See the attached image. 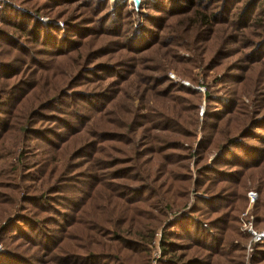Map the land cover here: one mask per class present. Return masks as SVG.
Returning a JSON list of instances; mask_svg holds the SVG:
<instances>
[{"label": "rangeland", "instance_id": "obj_1", "mask_svg": "<svg viewBox=\"0 0 264 264\" xmlns=\"http://www.w3.org/2000/svg\"><path fill=\"white\" fill-rule=\"evenodd\" d=\"M199 2L141 0L134 10L131 0H0L39 22L34 41L15 26L31 28L32 19L16 10L0 17L12 38L0 37V63L13 69L0 78V231L33 212L60 224L119 221L106 201L120 194L126 214L154 231L143 242L149 264L163 246L177 248L175 260L264 264V239L251 243L248 231H264V0ZM118 167L126 177H113ZM231 171L239 181L225 180ZM48 186L49 212L24 203ZM187 217L214 219L223 241L215 254L192 240L201 233L191 221L189 233L176 224ZM19 224L0 234V253L24 237L42 239ZM81 236L63 241L67 253H86Z\"/></svg>", "mask_w": 264, "mask_h": 264}, {"label": "trees", "instance_id": "obj_2", "mask_svg": "<svg viewBox=\"0 0 264 264\" xmlns=\"http://www.w3.org/2000/svg\"><path fill=\"white\" fill-rule=\"evenodd\" d=\"M187 1L191 3L190 8H192L193 6H198L200 3V0ZM5 10H7L6 16L11 15L14 17L12 11L14 12L16 10L19 13V15H17L18 18L21 17L24 19L27 17L32 19L34 21V25L31 28H28L27 25L21 26L20 23L19 25L15 24V26L21 27V30L23 32H28V34L30 33L32 40L35 41V38L37 39L36 29L34 28V26H36V23L38 22L35 21L37 19L32 18L25 10L18 11V9H15L11 4L0 5V17L8 19L4 14ZM3 35L8 36L9 41H12V38L8 35V33L0 30V37L6 38L3 37ZM12 70L13 69L9 66L8 63H0V78L6 77V75L10 74ZM35 86L36 83L32 85V88H34ZM44 105L46 106L44 108H49L50 99L45 102ZM8 114H10V112H8ZM4 125H6V123ZM5 128L6 126L4 127V129ZM227 142L229 143L227 144L225 142L226 145L234 146L233 139H230ZM103 168H107V166ZM123 171L124 167H118L112 171V175L113 177H126V174ZM241 174L242 173H239V171L228 172L225 180L237 182L240 180L242 176ZM49 178L50 175L48 174L43 183H47L50 180ZM48 188L49 186L45 188V191L43 193L36 196L27 195L24 199V203L26 202L27 204L40 209L41 213L49 212V210H51V207H49V205H42L43 201L46 203L49 202V198H47ZM166 190H169V188H167ZM59 191H61V189H59L58 192ZM123 198L124 197L119 194L114 197V200L109 201L110 203L106 201L108 204H111L113 209L116 210V215L120 216L119 221L116 220V218L114 219V217H109V215H107L105 219L102 217L95 218L92 216L93 218L88 219L87 221H82L80 219L77 220L76 217L73 216L70 220H64V222L60 224L58 223V221H56V219H52L51 216L44 215L42 217H39L36 212H33V215L30 216L25 214L17 215L18 217L16 216V218L10 221L7 226L3 228L1 227L0 234L8 233V231L5 229H7V227L9 226L15 227V230L11 233L12 235H14V233L17 231L16 229H19L18 226L21 225H17V222H22V224L26 225L28 228H33L37 235L42 236V239L38 240L37 237H24L23 244L15 243L12 246L9 245L10 249L6 248L4 252L0 253V264H52L53 262L57 261L56 254L62 253H64L63 255H60L62 256V260L57 261L60 264H149L150 258H147V248L145 247V244L143 242L149 240L150 237H152L154 231H152V228H150L149 225L145 226L144 224H142L141 217H137V219H135L134 216L132 217L126 214L130 208L124 205ZM91 199H94L92 195L86 197L82 203V206H86V208L90 207ZM205 200L207 201L206 198ZM231 202H233V199H231L229 202H226L227 207L231 204ZM206 205H208V203H206ZM68 208L75 212V209H71L70 207ZM24 209H26V207H24ZM219 209H223L222 205H219ZM233 209H235V207ZM132 211L136 213V216H139L140 210L138 207H134ZM222 219H225L224 215L215 218V222H220ZM182 220H180V222H177L176 224H178L184 231L185 229H187L186 226L184 227V223L191 221L192 223H189V225H192L194 229H197L199 233H201V238L193 237L192 240L195 239L202 243L200 245H202L203 248L207 250L208 254L210 251H213L214 254L215 251H218V249L216 248L218 245L221 246L223 241L220 238V233L216 231L218 229L217 225L215 223H210L212 221L214 222V219L212 221L208 220L206 223L207 225L188 217L184 221ZM48 221L58 226V228L56 229L57 231L55 230L54 234H48L47 232L43 231V229H45L44 226ZM124 221H127L128 225L122 228L121 225L124 224ZM76 224H81L82 229L80 230L79 234L72 235L70 228ZM131 225L133 227H130ZM76 227L77 226H75L74 228ZM142 228L144 229L142 230ZM121 231L125 232L129 236L122 234ZM186 232L189 233L190 231L187 229ZM82 234H84V237H87V246L82 247L84 248L86 253L83 256L73 253H67V248L64 249L65 246L63 245V241L65 239H77V237H82ZM128 237H131L132 239ZM171 247H162V256L158 261V264H200L194 257H190L187 260H184V258L179 255L177 257V260L173 259V257L175 256L174 252L177 250V248L174 249ZM56 250H58L59 252L57 253ZM135 254H139L141 256V259H135ZM167 255L169 256L166 257Z\"/></svg>", "mask_w": 264, "mask_h": 264}, {"label": "built area", "instance_id": "obj_3", "mask_svg": "<svg viewBox=\"0 0 264 264\" xmlns=\"http://www.w3.org/2000/svg\"><path fill=\"white\" fill-rule=\"evenodd\" d=\"M170 77L172 78V77H174V75L170 74ZM247 197H248L250 202H253L256 198V192L254 190H249L247 193ZM248 231L251 232V236H252L250 239L251 243H255L258 240L264 239V231L259 232V231L254 230L252 227H249ZM249 246L250 245H248V247Z\"/></svg>", "mask_w": 264, "mask_h": 264}, {"label": "water", "instance_id": "obj_4", "mask_svg": "<svg viewBox=\"0 0 264 264\" xmlns=\"http://www.w3.org/2000/svg\"><path fill=\"white\" fill-rule=\"evenodd\" d=\"M134 10H138L140 7L141 0H131Z\"/></svg>", "mask_w": 264, "mask_h": 264}]
</instances>
